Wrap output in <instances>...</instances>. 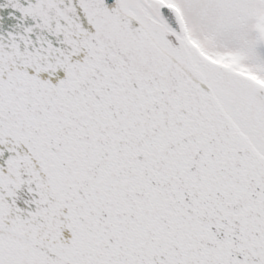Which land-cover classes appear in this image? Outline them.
I'll return each mask as SVG.
<instances>
[{
	"label": "snow or ice",
	"instance_id": "snow-or-ice-1",
	"mask_svg": "<svg viewBox=\"0 0 264 264\" xmlns=\"http://www.w3.org/2000/svg\"><path fill=\"white\" fill-rule=\"evenodd\" d=\"M0 264H264V0H0Z\"/></svg>",
	"mask_w": 264,
	"mask_h": 264
}]
</instances>
